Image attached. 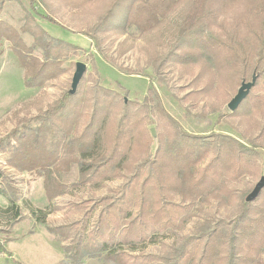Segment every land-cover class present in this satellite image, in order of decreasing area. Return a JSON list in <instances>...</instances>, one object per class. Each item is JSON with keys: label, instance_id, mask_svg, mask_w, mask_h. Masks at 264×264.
<instances>
[{"label": "trees", "instance_id": "obj_1", "mask_svg": "<svg viewBox=\"0 0 264 264\" xmlns=\"http://www.w3.org/2000/svg\"><path fill=\"white\" fill-rule=\"evenodd\" d=\"M8 1L21 8L18 22L2 16ZM99 1L0 0V43L10 42L27 86L44 87L58 77L77 48L53 36L40 19L60 25L53 14L65 7L85 20L91 11L96 22L88 28L97 43L111 34L125 36V42L146 37L147 64L154 70L165 64L183 72L197 68L192 99L205 101L202 111L218 112L216 123L232 125L239 136L188 131L155 88L139 102L98 80H83L78 90L34 116L20 140L17 131L0 140L8 164L43 177L51 200L75 187L96 190L126 178L112 194L85 201L80 219L49 232L69 240L68 257L78 264L86 258L112 264H264V188L247 201L252 184L239 187L264 164V0H101L102 8ZM255 73L242 104L224 112L219 98L226 99V89ZM11 135L18 136L15 144ZM58 150L65 157L76 154L71 159L78 182L66 180L72 167L57 163ZM0 178V196L9 201L0 206V218L16 221L22 214L18 188L1 169ZM150 245L164 252L151 253Z\"/></svg>", "mask_w": 264, "mask_h": 264}, {"label": "rangeland", "instance_id": "obj_2", "mask_svg": "<svg viewBox=\"0 0 264 264\" xmlns=\"http://www.w3.org/2000/svg\"><path fill=\"white\" fill-rule=\"evenodd\" d=\"M41 4H39V9L44 11V6ZM96 5L102 8L104 2L100 0ZM53 15L61 23L60 25L40 19L41 25L53 36L74 43L77 48L63 63L64 72L49 81L46 86H27L25 70L13 52L10 42L3 39L0 43V140L14 131L19 132L17 134L20 140V135L33 127L35 121L32 118L34 116H40L52 108L55 105L54 102L65 92H72L73 75L79 61L87 64V71L79 85L83 80L87 85L96 84L94 82L98 80L97 83L103 86L127 94V100L139 102H142L145 96H149V91L155 88L166 108L188 131L204 135L215 131L239 136L234 132L232 125L216 123L218 112L202 111L201 107L205 101L195 102V98L192 99L198 89V86L193 83L197 68L183 72V67L165 64L160 69L154 70L147 64L148 56L145 51L148 49L149 39L146 40V37L138 36L133 41L125 42V36L111 34L106 42L97 43L88 28L96 22L91 11L88 12L86 20L84 14L76 15L67 7ZM2 16L10 22H18L21 16L19 4L6 2ZM241 83L235 88L228 85L226 99L219 98L224 112L229 110L228 103L238 92ZM229 122L237 123V120L230 119ZM151 130L152 133H156L155 126L152 125ZM17 138L18 136L11 135L10 139L13 144L16 143ZM55 153L61 157L57 163L65 168L72 167L71 171L68 169L70 173L66 175V180L69 183L78 182V177L75 175L77 172L76 159H71L76 157V154L65 157L62 150ZM8 156L7 152L0 149V163H2L0 169L9 178L11 184L18 188L20 196L18 202L21 205L22 214L16 221L12 220L4 226V229H0V264H78L72 263L68 257L71 251L69 240L58 241L49 232V228L80 219L86 209L85 206H88L85 201L112 194L126 178L108 180L102 188L96 190L88 185L75 187L51 200L45 188L44 178L37 177L28 171L17 170L8 164ZM263 175L264 164L261 173L256 178H248L239 184V187L245 188L252 184L254 188ZM74 203L80 207L73 206ZM8 205L7 198L0 196V206L6 208ZM43 212L46 213L45 218L42 222L38 221L37 215ZM194 223V220L189 222L185 232H188ZM171 242L172 240L166 241V243ZM147 250L156 254L164 252L161 245H150ZM81 263L112 264L95 258H86Z\"/></svg>", "mask_w": 264, "mask_h": 264}, {"label": "water", "instance_id": "obj_3", "mask_svg": "<svg viewBox=\"0 0 264 264\" xmlns=\"http://www.w3.org/2000/svg\"><path fill=\"white\" fill-rule=\"evenodd\" d=\"M87 71V64L85 62H77L76 70L73 75L72 80V92H75L80 81L84 77L85 72ZM257 80V74L255 73L252 77V80H244L241 83V86L238 89L236 95L230 100L228 103V108L232 111L236 110L243 100L248 96L251 92L253 86L255 85ZM264 188V175L260 178V180L256 183L253 190L247 195V201H254L260 195L261 191Z\"/></svg>", "mask_w": 264, "mask_h": 264}, {"label": "built area", "instance_id": "obj_4", "mask_svg": "<svg viewBox=\"0 0 264 264\" xmlns=\"http://www.w3.org/2000/svg\"><path fill=\"white\" fill-rule=\"evenodd\" d=\"M0 167H2V163H0ZM2 184V179L0 178V186ZM12 220L8 221L6 219L0 218V229H4V226H7ZM0 256H1V247H0Z\"/></svg>", "mask_w": 264, "mask_h": 264}]
</instances>
